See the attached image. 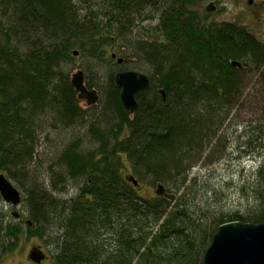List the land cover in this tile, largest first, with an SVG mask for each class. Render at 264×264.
Segmentation results:
<instances>
[{
	"label": "trees",
	"instance_id": "obj_1",
	"mask_svg": "<svg viewBox=\"0 0 264 264\" xmlns=\"http://www.w3.org/2000/svg\"><path fill=\"white\" fill-rule=\"evenodd\" d=\"M202 1L0 0V173L23 206L0 196V260L37 237L50 264H202L219 224L264 223V40ZM127 69L150 81L131 114ZM230 152L251 165L211 186Z\"/></svg>",
	"mask_w": 264,
	"mask_h": 264
},
{
	"label": "water",
	"instance_id": "obj_2",
	"mask_svg": "<svg viewBox=\"0 0 264 264\" xmlns=\"http://www.w3.org/2000/svg\"><path fill=\"white\" fill-rule=\"evenodd\" d=\"M206 10H214L212 3L206 6ZM74 55H77V51H74ZM122 61V58H118V63ZM231 64L241 66L238 61H232ZM114 80L124 111L133 113L137 108L136 94L149 87V77L143 72L127 69L118 71ZM71 84L79 98H84L88 105L96 104L98 93L96 89H88L85 85L83 70L78 69L72 74ZM159 91L165 98L163 90ZM131 180L137 185L135 179ZM163 190L162 185L156 188V192L160 194ZM0 196L12 206L21 202L20 190L3 173H0ZM30 253V258L36 263L45 259V255L38 248H33ZM202 264H264V223L227 221L219 224L203 254Z\"/></svg>",
	"mask_w": 264,
	"mask_h": 264
},
{
	"label": "rangeland",
	"instance_id": "obj_3",
	"mask_svg": "<svg viewBox=\"0 0 264 264\" xmlns=\"http://www.w3.org/2000/svg\"><path fill=\"white\" fill-rule=\"evenodd\" d=\"M209 3H212L214 6L213 11L206 10V6ZM199 14L202 17L206 16L207 21H238L246 25L260 39L264 40V0H203L200 2ZM75 71H77V69H74L73 72ZM253 83H256L255 78L252 79V83L250 86H247L244 91V93L248 94V97H252L251 95L254 93V90L251 87L256 85ZM252 103V100H247L244 102L243 108L234 114L232 121L234 120L238 123V121L241 122L245 116L247 117L248 114L246 108L251 107ZM79 104L83 109H87L89 106L94 105H88L86 100L83 98L79 99ZM232 121L231 126L234 127ZM236 125L237 124H235V126ZM237 129L239 130L240 127L236 128V130ZM231 130L234 132L233 136H236L235 134L237 133L241 134L240 132H235L233 128H231ZM84 134L85 135H81L85 136V139L88 138L89 133ZM233 136L231 137L232 139L234 138ZM242 160L243 159H240L236 154L230 152L226 158H223L218 164L212 167L210 172H212L214 178L211 179V186L219 182L224 176L234 175V171L238 170L242 166L249 167L251 165V162L248 160ZM42 167L46 166L43 165ZM234 181H236V179ZM75 191L76 187L74 185L71 186V184L68 183L66 191H63L64 193H62V197H69L70 195L74 194ZM149 191L150 189H147V187H143L141 190L143 194H147ZM8 207V211L15 214L17 213L16 217H20L22 213L21 211H23V206L21 203L19 206L8 205ZM37 247L38 249L40 248L44 253V247L39 245V239L37 237H31L22 245H18L15 251L4 255L0 260V264H50V260L47 258L40 263H36L30 258L31 250Z\"/></svg>",
	"mask_w": 264,
	"mask_h": 264
}]
</instances>
